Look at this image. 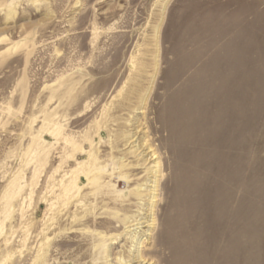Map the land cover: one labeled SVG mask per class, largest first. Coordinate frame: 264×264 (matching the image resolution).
I'll return each mask as SVG.
<instances>
[{
  "label": "rangeland",
  "instance_id": "rangeland-1",
  "mask_svg": "<svg viewBox=\"0 0 264 264\" xmlns=\"http://www.w3.org/2000/svg\"><path fill=\"white\" fill-rule=\"evenodd\" d=\"M136 250L264 264V0H0V264Z\"/></svg>",
  "mask_w": 264,
  "mask_h": 264
},
{
  "label": "bare ground",
  "instance_id": "bare-ground-1",
  "mask_svg": "<svg viewBox=\"0 0 264 264\" xmlns=\"http://www.w3.org/2000/svg\"><path fill=\"white\" fill-rule=\"evenodd\" d=\"M132 127V126H131ZM136 135V134H135ZM127 136V135H126ZM141 136V135H140ZM139 136V137H140ZM136 137V136H135ZM134 137V138H135ZM129 140V139H128ZM134 142V141H133ZM142 144V143H141ZM148 144V143H147ZM146 145V144H145ZM147 146V145H146ZM148 148V147H147ZM135 151V150H134ZM151 151V150H150ZM155 152V151H154ZM153 153V152H152ZM141 155V154H140ZM154 156H155V154H154ZM156 158V157H155ZM154 158V159H155ZM157 159V158H156ZM143 163V162H142ZM141 163V164H142ZM153 163V162H152ZM87 165V164H86ZM80 167V166H79ZM144 167V166H143ZM156 171L154 172V174L156 175V173H159L160 171H161V166H160V163H156ZM129 171V170H128ZM148 171L149 172H151L152 171V168H150V169H148ZM115 173V172H114ZM152 173H153V171H152ZM116 174V173H115ZM112 175V174H111ZM115 176V175H114ZM156 184V183H155ZM111 188V187H110ZM145 193V192H144ZM139 194V193H138ZM138 194H137V196H138ZM141 195H142V193H141ZM143 199V198H142ZM144 201V200H143ZM150 204V203H149ZM152 206V205H151ZM129 207V206H128ZM147 211V210H146ZM149 211V210H148ZM141 213V212H140ZM138 215V214H137ZM145 215V214H144ZM147 215V214H146ZM154 216V215H153ZM140 217V216H139ZM132 222V221H131ZM136 224L135 225H133L134 227H136L134 230L136 231L137 229L139 230V229H144V228H150V225H146V224H148L149 222H150V220H149V216L147 217H144V218H139L138 219V217H137V219H136ZM127 223V222H126ZM144 225V226H143ZM131 226V225H130ZM129 227V226H128ZM133 228V227H132ZM143 233L145 234L144 236H148L149 234H148V230H143ZM132 235V234H131ZM144 242H143V240L142 239H140L139 240V242L137 243V245L139 246V245H141V244H143ZM146 246V245H145ZM140 247V246H139ZM138 247V248H139ZM137 248V247H136ZM142 248V247H141ZM137 251V250H136ZM138 252V254H136V255H133L132 257H131V259L129 260V261H124V260H122V259H120V262L122 263V264H155V263H152L150 260H147V258L143 255V253H140L139 251H137ZM136 252V253H137ZM131 262V263H130ZM120 263V264H121Z\"/></svg>",
  "mask_w": 264,
  "mask_h": 264
}]
</instances>
